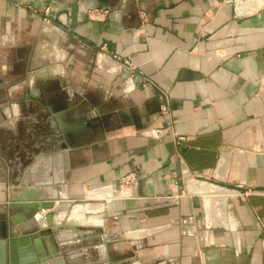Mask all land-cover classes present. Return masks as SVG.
Masks as SVG:
<instances>
[{"label": "crops", "instance_id": "0c3cea01", "mask_svg": "<svg viewBox=\"0 0 264 264\" xmlns=\"http://www.w3.org/2000/svg\"><path fill=\"white\" fill-rule=\"evenodd\" d=\"M32 77L60 79L83 99L89 91L116 119L35 159L33 195L68 199L61 216L40 221L64 227L45 242L51 255L57 239L92 227L100 239L115 234L105 244L113 264H264V0H0V223L10 138L27 120L38 137L39 112L22 109L40 96L25 90ZM53 95L55 111L65 98ZM129 172L136 180L123 187ZM12 217L30 227L24 213ZM79 245L62 254L89 263ZM13 250L34 246L0 237V264Z\"/></svg>", "mask_w": 264, "mask_h": 264}, {"label": "rangeland", "instance_id": "374dc122", "mask_svg": "<svg viewBox=\"0 0 264 264\" xmlns=\"http://www.w3.org/2000/svg\"><path fill=\"white\" fill-rule=\"evenodd\" d=\"M46 8H48V7H46ZM44 11L46 12V10H44ZM28 80H29V82H26L25 90H28V93H31V89L38 91L37 94L40 96L38 98H34V100L30 101L29 104H26L23 102L22 109H23V111H37V112H39L37 114V121H36L38 123L36 124V126L33 127V128H35V133L38 134V137H36V136L32 137L30 135L29 123L27 122L29 120H27L26 122H22L21 128L19 127V129H20V131H22V133L20 135L16 134L15 140H14V138H10L9 143H11V149L6 150L7 159H8V162H7L8 163L7 164V170H8L7 187L9 189L8 192H10V193H12L13 191H18V190H20V188L30 186L31 183H33L32 182L33 181L32 180V173H33V169H34L35 163H36L35 159L38 156L43 157L41 155H46V154L57 152L60 150V148H62L64 146H65L64 147L65 149L70 148L69 146H66L65 144L59 145L58 148H57V146H55V148H54L53 145L49 144V142H46L47 145H44V146L41 145L40 148L36 147V144L38 145L40 142H43L46 139V137L48 136L46 134L47 129H48V124L46 123V114H47V111L49 109L48 108L49 101H47L48 98H46V95L54 94L53 97H56V98L58 97L60 99H61V97L65 98L63 103L67 108H69L71 110L69 112L74 117L73 122L69 121L70 124L75 123L77 120L82 121V117L85 116V118H87L86 116L89 114L93 115L94 110L97 113L96 114L97 115L96 118H97L98 115L103 111L104 107L107 105L103 101H101V102L92 101L96 97L93 96V93H90L89 91L85 92V94H86L85 99H83L84 96L83 97L78 96L77 95L78 92H76V91L71 92V94L68 93L67 90L63 91L61 89L60 79H54L52 81H48L47 83L41 82L37 77H32L30 79L28 78ZM43 109H44V111L40 112ZM76 110H79L81 113L79 111L78 112H79V114H82V116L81 115H79V116L73 115V112ZM65 114H67V112H65ZM63 115L64 114L60 115L61 125H63L62 124ZM66 120L67 119H64L63 121H66ZM101 128L102 127H98L97 129H91L89 131V139L91 140L95 136H98L99 133L101 132ZM102 131H104V129H102ZM69 137H70L69 140L71 141L70 145L75 146V147L79 146V145L85 143L87 140H89L83 136V138H82L83 141H81V142L76 141L74 134H70ZM54 154H56V153H54ZM65 196H67V195H65ZM66 200H68V199H66ZM73 204H74V206L72 205L73 208L80 207L77 201H76V203H73ZM32 211L33 210H31L30 212L25 211V207L22 204H11V203H9V205L7 206V218L6 219L10 220V222L13 224V226H16V227L14 228V232H11V234L7 236V238H6L7 240L10 238H16L17 239L19 237H27V239H30V242H32V244H33V241L36 238V239H40L42 242V245L44 244V246H45V242L47 240L52 239L54 241V239H56L61 234L60 230H62L64 228L61 225V223L59 225H55V227L53 226L54 229L50 225H48V227H46V225L40 226V224H39L40 222L38 223V222H35L33 220V212ZM71 211L72 210L69 209V212H68L69 217L71 216ZM19 212L24 213L26 218L30 220V222H31L30 227L28 226V228L24 229V228L17 226V224L15 223L12 216L15 213H19ZM43 212H45V210H42V213ZM50 213H56V210L55 211L53 210ZM61 215L62 214H60V216ZM45 216L46 215H44V213H43V216H42V218H40V221H43V219H45ZM61 219H62V217H59L60 222H61ZM52 220H54V217H53V219H51V221ZM47 232H50V233L47 234ZM98 232H99L98 230H94L92 227H89V228L87 227L86 231H85V233H86L85 236H86L87 240L85 241V243L97 241L98 238L96 235ZM95 233H96V235H95ZM38 236L40 238H38ZM80 236L78 238H80ZM109 236L111 238L114 237L112 235H109ZM263 239H264V237H263ZM25 243L27 244V242H25ZM54 243L56 244V246H58L59 245L58 239ZM80 244H83V242ZM118 245H122V243H120ZM73 246L79 247L81 245L74 244ZM108 247H110V245H108L106 247L107 250H106L104 255L108 258H111L112 254H111V251L109 250L110 248H108ZM122 247L123 248H122L121 253H123L124 255L129 253V252H126L125 246H122ZM66 248L68 249L70 247H68V246L61 247V253L68 251ZM43 249H44V247H43ZM56 250H57V248H56ZM97 251L98 250L95 249L92 245H91V247H88V249H87V252L89 254H91L92 256L94 254H96ZM48 255H51V254L49 253ZM122 257H125V256L122 255Z\"/></svg>", "mask_w": 264, "mask_h": 264}, {"label": "water", "instance_id": "95a60500", "mask_svg": "<svg viewBox=\"0 0 264 264\" xmlns=\"http://www.w3.org/2000/svg\"><path fill=\"white\" fill-rule=\"evenodd\" d=\"M96 4V6L100 7L103 5H107L110 0H93ZM38 68V67H37ZM35 69V68H33ZM30 70V69H29ZM67 110V114L64 113L63 115V119H67L70 122H73L74 117L70 114L69 111H71L69 108H67L65 105H63L60 108H57L55 111H53V109H49V113L51 116H47L46 117V123L48 124V129L46 134L48 135L46 137V139L43 142H40L38 145L36 144L37 148H40L41 145H47L46 142H49V144L53 145V147L55 148V146H57V148L59 147V145L61 144H65L66 146H69L70 143L68 142V137L70 134H74L75 137L81 136L83 135L85 138L89 139V131L91 129H97L98 127H102V123L101 120L103 119V116L100 117V120H98L96 118V111L94 110L93 115H87L85 118L82 117V121L84 123V131L81 134H77L74 131H67L64 132L62 129V125L60 123V119L58 118L57 114L55 112L59 111V110ZM109 112L106 113H101V114H107ZM71 119V120H70ZM94 120H98V123L100 121L99 124L93 123ZM38 123V122H37ZM67 138V141H65ZM38 140V139H37ZM42 141V140H41ZM69 144V145H68ZM65 147V146H64ZM62 147V148H64ZM70 147H75L70 145ZM46 155H41V156H47ZM40 158V157H39ZM38 158V159H39ZM30 186H26L23 188H20V190H18V192H20L21 197L18 198H14L12 197V193H10L9 195V199L8 202L11 204H22L25 207V211L30 212L31 210H33V220L35 222H40V218L39 216H37L38 211L40 209H52L54 207V198H37V197H33L30 195V191H31ZM14 192V191H13ZM59 199V198H57ZM64 199V198H63ZM60 200V199H59ZM30 202H32V205H28ZM10 207V206H9ZM56 213H50L48 215L45 216L46 221L49 223L50 219H53L54 215H60L61 212V208L60 207H56ZM16 223V222H15ZM40 224V223H39ZM50 226L53 227V225L48 224ZM16 226H13V224L10 222V220H7L6 217L2 220V223H0V237L4 240H6L7 236L11 234V232H14V228ZM52 229V228H51ZM54 229V227H53ZM99 232L95 233V235L97 236L98 240L94 241V242H87L85 243L86 236L84 237L83 235L80 236V238H78V240H65L63 242H59L60 247H64V246H69V245H74V244H79L82 243L85 244V248L88 249V247H91V245L97 249V253L94 254L93 256L90 254L88 256H86V258L90 259L89 263H87L88 261H86L84 259V263L81 264H101L103 262H110L109 264H113V263H117V261H113L111 263L110 259L108 257H106L104 254L106 252V247L105 244L110 243L111 239L109 235H114L113 233L109 232V231H102L103 234V239H100L99 237V233L101 232L100 230H98ZM50 232H47V234H49ZM88 235V234H87ZM36 237V236H35ZM90 237V236H89ZM38 238H40L38 236ZM40 243H38V241L36 240V238L33 241V246H34V251L36 254V257L34 258H25L24 260L20 261L19 263L17 262H12L11 258H9L8 260H6V264H80L77 263L76 261H70V259L67 258L66 254H62L61 252L55 255H48L49 252L46 250V247L44 248V251L40 248L43 247L41 240L39 239ZM103 245V247H101ZM109 245V244H108ZM107 245V246H108ZM26 249H28L29 244L27 245L25 243ZM105 247V250L103 249ZM27 252V250H25V253ZM43 254V255H42ZM28 256V255H27ZM131 256H125L123 257L122 260H124L125 258H130ZM131 259V258H130ZM133 259V258H132Z\"/></svg>", "mask_w": 264, "mask_h": 264}, {"label": "bare ground", "instance_id": "6f19581e", "mask_svg": "<svg viewBox=\"0 0 264 264\" xmlns=\"http://www.w3.org/2000/svg\"><path fill=\"white\" fill-rule=\"evenodd\" d=\"M58 116V118L60 119V115H57ZM62 129H63V131L64 132H67V131H74V132H76L77 134H80V133H83V131L85 130L84 129V123H83V121H76L75 123H73V124H71L68 128L66 127V128H64L63 127V125H62ZM65 141H67V138H66V140ZM69 145V144H68ZM69 147H70V145H69ZM70 149H73L72 147H70ZM45 158V157H44ZM14 192H17V191H14ZM14 192H12V193H14ZM64 194V193H63ZM30 195L31 196H33V197H37V198H42V196H34L33 195V191H32V188H31V191H30ZM12 197H14V198H18V197H21V195H20V192L19 193H14V194H12ZM43 198H45V199H47V198H49V197H43ZM51 198H54L55 200H54V207H62V206H65L66 204H68L67 203V200L65 199L66 197H65V195H63V196H60V197H51ZM57 198H59V199H57ZM64 198V199H63ZM28 205H32V202H30ZM53 207V208H54ZM42 210H46V209H40L39 211H38V214H37V216H39V218H42V216H43V213H42ZM61 231V230H60ZM101 247H103V245L101 246ZM28 255V256H27ZM43 255V254H42ZM10 257H11V261L12 262H18V261H22V260H24L25 258H34V257H36V254H35V252H34V250H28L26 253L25 252H23V253H21V254H17V252L15 253V251L13 250L12 252H11V255H10ZM70 261H76V258H75V254H73V253H71L70 254ZM77 262V261H76ZM78 263V262H77Z\"/></svg>", "mask_w": 264, "mask_h": 264}, {"label": "built area", "instance_id": "2783aa9c", "mask_svg": "<svg viewBox=\"0 0 264 264\" xmlns=\"http://www.w3.org/2000/svg\"><path fill=\"white\" fill-rule=\"evenodd\" d=\"M46 11L48 10V8L45 9ZM105 12H107V10H105ZM126 64L129 65V63L126 61ZM162 108L164 109V106H162ZM178 140L184 139L182 136H177ZM136 180V174L134 172H129L127 174H124L120 177L119 179V183L121 186L123 187H130L131 184Z\"/></svg>", "mask_w": 264, "mask_h": 264}, {"label": "flooded vegetation", "instance_id": "af4514ba", "mask_svg": "<svg viewBox=\"0 0 264 264\" xmlns=\"http://www.w3.org/2000/svg\"><path fill=\"white\" fill-rule=\"evenodd\" d=\"M101 116H103V119L101 120V123H102V126L104 128H109L110 126H112L116 122V120H114V118L112 119L111 115L110 116H106V114H101V113L98 115L97 119L100 120ZM98 120H94L93 123L99 124L100 121L98 123ZM69 138L70 137H68V142L70 143L71 141L69 140ZM82 138H83V136L81 135V136L75 137V140L81 142V141H83Z\"/></svg>", "mask_w": 264, "mask_h": 264}]
</instances>
